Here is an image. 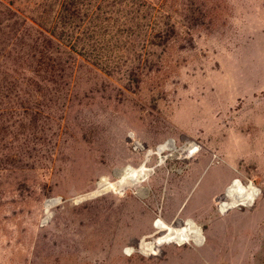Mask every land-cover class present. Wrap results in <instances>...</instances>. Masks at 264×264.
I'll list each match as a JSON object with an SVG mask.
<instances>
[{"label": "rangeland", "instance_id": "374dc122", "mask_svg": "<svg viewBox=\"0 0 264 264\" xmlns=\"http://www.w3.org/2000/svg\"><path fill=\"white\" fill-rule=\"evenodd\" d=\"M126 2L148 34L63 55L41 114L0 129V264H264V0Z\"/></svg>", "mask_w": 264, "mask_h": 264}, {"label": "trees", "instance_id": "16d2710c", "mask_svg": "<svg viewBox=\"0 0 264 264\" xmlns=\"http://www.w3.org/2000/svg\"><path fill=\"white\" fill-rule=\"evenodd\" d=\"M48 1L43 21L21 17L13 9H7L6 17L0 18V129L11 128V114L15 111L22 114L18 117L19 129H24L23 120L28 112V116L41 114L44 109L40 98L46 93L43 87L57 80L65 84L64 71L74 68L75 61L63 60V55L81 57L76 48L86 50L94 37H109L121 26L141 20L146 22L145 34L151 30L149 22L153 14L140 16L137 10L143 7L135 9V4L126 0ZM144 7L146 13L153 11V6ZM53 70L59 75L51 74ZM34 120L27 121L34 125Z\"/></svg>", "mask_w": 264, "mask_h": 264}, {"label": "bare ground", "instance_id": "6f19581e", "mask_svg": "<svg viewBox=\"0 0 264 264\" xmlns=\"http://www.w3.org/2000/svg\"><path fill=\"white\" fill-rule=\"evenodd\" d=\"M129 168V166H126V167H123V168H119L117 170H115V175L116 177L118 178V173L123 170V169H127ZM145 172H148L149 170L148 169H143ZM107 179H103L101 182V184L99 185V187H102L104 185V183H106ZM100 183V182H99ZM129 187H133L131 185H128ZM141 187H139L137 190H136V193H140L142 191V189H140ZM85 195V194H84ZM99 194H94V195H89V194H86V197L82 196L81 199H88V198H93V197H96L98 196ZM47 210V209H46Z\"/></svg>", "mask_w": 264, "mask_h": 264}, {"label": "water", "instance_id": "95a60500", "mask_svg": "<svg viewBox=\"0 0 264 264\" xmlns=\"http://www.w3.org/2000/svg\"><path fill=\"white\" fill-rule=\"evenodd\" d=\"M169 141H171V140H169ZM117 170V169H116ZM140 189H143V188H140Z\"/></svg>", "mask_w": 264, "mask_h": 264}]
</instances>
